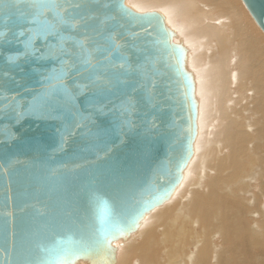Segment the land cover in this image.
Instances as JSON below:
<instances>
[{
	"label": "water",
	"instance_id": "95a60500",
	"mask_svg": "<svg viewBox=\"0 0 264 264\" xmlns=\"http://www.w3.org/2000/svg\"><path fill=\"white\" fill-rule=\"evenodd\" d=\"M125 1L45 0L62 8L36 16L35 0H0V264H113L107 241L168 198L192 156L181 53ZM241 1L264 33V0ZM57 12L67 23L49 34ZM61 47L76 61L67 93L48 79Z\"/></svg>",
	"mask_w": 264,
	"mask_h": 264
},
{
	"label": "bare ground",
	"instance_id": "6f19581e",
	"mask_svg": "<svg viewBox=\"0 0 264 264\" xmlns=\"http://www.w3.org/2000/svg\"><path fill=\"white\" fill-rule=\"evenodd\" d=\"M129 3L174 31L196 117L179 183L107 241L113 264H264V35L241 0Z\"/></svg>",
	"mask_w": 264,
	"mask_h": 264
},
{
	"label": "snow or ice",
	"instance_id": "6c2138e0",
	"mask_svg": "<svg viewBox=\"0 0 264 264\" xmlns=\"http://www.w3.org/2000/svg\"><path fill=\"white\" fill-rule=\"evenodd\" d=\"M33 7L36 10V16H39L42 14L44 10H49V11H54L56 9L62 8V5L55 4V3H50V2H45V0H35ZM120 11L123 15L127 16L129 19L136 20V21H143L151 26H154L157 33H158V40L157 43L160 45H163L166 49L171 48L173 54L177 51H179L181 54H183V49L179 48L176 45L171 44V40L173 36L175 35L174 31L171 30L166 24H165V19L163 16L157 14L156 12L152 13H147V14H142V15H136V13H142V9L137 7L134 4H125L121 3L119 5ZM135 9V11H133ZM43 24H46L49 28V34H51L52 31L59 33V29L67 23V21L64 20L62 16L59 15V12H57V19H56V24H51L48 21H43ZM39 35V33H37ZM65 37L61 36L60 37V43L63 45L65 43ZM67 39H71V37H68ZM32 42V37H29V43ZM81 49H83V45H80ZM119 45L116 46L118 48ZM115 49L112 48L111 45H109L108 48L105 49L106 52H109V54L114 51ZM60 55L62 56H67L69 59L68 61H62L63 67L61 68L60 72L57 75H54L48 79L52 81H56V83L60 84L61 86H64V91L67 93L69 90L65 86V80L64 77L66 76H71L72 69L76 63V61L72 60L71 55L63 48L61 47L59 49ZM122 59V58H121ZM86 63H90V61H85ZM179 62V61H178ZM99 63V62H98ZM124 65L121 64L120 67H123ZM49 87L52 89H55L56 84L52 83L49 84ZM134 226H138V223Z\"/></svg>",
	"mask_w": 264,
	"mask_h": 264
},
{
	"label": "rangeland",
	"instance_id": "374dc122",
	"mask_svg": "<svg viewBox=\"0 0 264 264\" xmlns=\"http://www.w3.org/2000/svg\"><path fill=\"white\" fill-rule=\"evenodd\" d=\"M242 2V1H241ZM243 3V2H242ZM244 5V4H243ZM247 10V9H246ZM251 17V16H250ZM252 18V17H251ZM253 19V18H252ZM254 20V19H253ZM260 31H261V29H260ZM261 33L264 35V33L261 31Z\"/></svg>",
	"mask_w": 264,
	"mask_h": 264
}]
</instances>
